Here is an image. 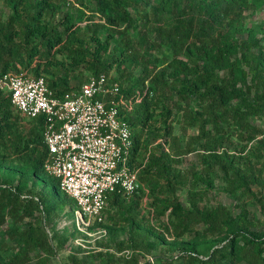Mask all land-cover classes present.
<instances>
[{
    "label": "trees",
    "instance_id": "1",
    "mask_svg": "<svg viewBox=\"0 0 264 264\" xmlns=\"http://www.w3.org/2000/svg\"><path fill=\"white\" fill-rule=\"evenodd\" d=\"M92 1L87 16L84 8L76 16L66 11L55 22L62 0H4L8 14L0 20V76L21 71L42 77L60 97L78 88L82 76L107 75L114 67L117 77L112 79L125 101L120 115L131 132L130 166L135 167L145 124L156 119L162 124L160 135H152L162 143L135 167L139 188L129 197L108 194L111 226L91 223L106 235L98 243L104 250L93 252L88 262L67 254L62 263L116 264L108 247L112 243L117 252H128L121 264H138L154 248L172 254L152 256L156 264H264V231L254 228L264 224V198L258 201L260 220L251 218L245 206L232 214L223 205L196 202L214 171L221 174L227 194L247 191L250 184L264 188V177L253 173L264 158V138L257 139L262 131L255 125L264 122V44L257 38L264 21L244 26V13L264 0ZM71 80L80 82L71 87ZM12 109L8 95L0 92V163L9 156L14 163L0 180V248L6 239L15 246L0 264H49L70 236L66 229H51L48 236L44 227L58 206L72 201L43 172V118L29 120L23 131ZM172 123L196 134L181 146ZM133 129L138 131L133 134ZM232 136L241 142L238 155L218 152ZM141 147L146 150V144ZM196 150L202 151V167L190 172L186 207L175 186H184L188 177L172 164ZM240 159L244 170L236 166ZM38 180L51 182L50 191L42 185L39 192L23 193L27 182L34 186ZM140 182L148 186L156 215L163 217L159 231L140 228L134 222L137 204H127L140 191ZM120 233L125 238L116 240Z\"/></svg>",
    "mask_w": 264,
    "mask_h": 264
},
{
    "label": "built area",
    "instance_id": "2",
    "mask_svg": "<svg viewBox=\"0 0 264 264\" xmlns=\"http://www.w3.org/2000/svg\"><path fill=\"white\" fill-rule=\"evenodd\" d=\"M0 92L21 117L43 118V172L73 202L76 222L100 223L108 194L129 197L139 188L138 168L129 164L131 132L120 115L125 101L112 78L89 76L55 97L42 77L7 72Z\"/></svg>",
    "mask_w": 264,
    "mask_h": 264
},
{
    "label": "rangeland",
    "instance_id": "3",
    "mask_svg": "<svg viewBox=\"0 0 264 264\" xmlns=\"http://www.w3.org/2000/svg\"><path fill=\"white\" fill-rule=\"evenodd\" d=\"M63 6L59 7L60 13L56 14L55 22H57L61 15L68 11L72 14L77 15V11L83 9V12L85 16L89 14V10L93 8V1L92 0H62ZM260 1V0H259ZM8 14V9L5 5L4 0H0V20H4ZM264 21V3H261L260 7H254V10H248L244 13V26H257L261 22ZM257 38H261L260 42L261 44H264V29L260 30L257 34ZM155 55V54H154ZM152 55V57H154ZM21 72V71H20ZM137 70H133V74H136ZM107 76L110 78H116L117 73L114 70V67L112 69H109L107 71ZM87 75H84L80 78V81L82 82L85 80ZM78 80H71L70 86L75 87L78 82ZM123 84V83H121ZM13 113L15 112L12 109ZM129 111V110H128ZM132 114V113H131ZM18 121L19 126L23 129V131H26L29 126L30 122L28 119L21 117L18 115ZM159 120L156 119L155 121H148L145 126L142 128V131L140 133V145L146 144V150H143L140 146V149L138 150V155L135 157V160L133 161V165L135 167H139L140 162L142 163L146 156L147 152L155 153L156 150L155 145L161 144L162 139L159 137H153L157 134L160 135L161 130L158 129L159 126H162L161 123H159ZM255 125L258 126V128L262 131L261 137L264 138V122H255ZM138 131V129H133V134H135ZM172 133L173 135L177 136L180 140V145L184 146V144L188 141L189 136L195 135L196 131L194 129H188L184 127V125H180L179 123H172ZM154 135V136H152ZM254 144V141H252L249 145ZM241 148V142H239L236 138L233 136L229 139V141H224L221 143L220 149L218 152L224 151L226 154H232L234 156L238 155L239 149ZM163 151H167L166 146L162 145ZM262 153L264 154V150H262ZM202 154L201 150L192 151L188 154H184L180 158H178L177 162L172 164V167L174 170L179 171L183 177L188 179L185 182L184 186L176 185L175 188L176 196L178 198V201L184 205L188 206L189 196L187 195L188 191V182L191 180L190 172L193 170H199L202 165L199 163V155ZM244 153H242L243 155ZM264 165V158L262 160L258 161V164L255 165L253 168V173L258 176L259 178L264 177V172L259 170V165ZM13 157H7V159L1 164L0 163V180L3 179L6 176H9L10 174L8 171L13 170ZM236 166L239 168V170H244L246 168V165L242 164V159H240L239 163L236 164ZM220 173L217 171H214L213 174L210 176V183L211 185L209 187H205L204 191L201 195V198L196 201L198 206H215L217 204L223 205L226 207L232 214H236L238 212L239 206H245L248 215L252 218L261 219L263 216V211H261L258 207V201L261 200V198H264V188L261 186H257L255 184H250L247 191H237L234 194H227L222 189V183L220 181ZM15 181L13 180V184ZM43 185L42 180H38L37 185L34 186L31 184V182H27L25 184V188L23 190V193L25 194L26 190L33 189L34 192H39L41 190V186ZM51 182H46L43 185V190L45 192H49L51 189ZM140 191L134 195V198L131 199L127 204H137L135 207V219L134 222L140 227L144 228V230H154L159 231L160 230V222L163 220V217L157 216L154 206L151 203V196L148 192V186H146L144 183L140 182ZM240 204V205H239ZM75 209L74 204L68 200L64 201L62 206H58L55 211L51 214V219L49 224L46 223V226L44 227L45 232L48 234V236H51L52 233L50 230H54L56 232H60L63 229H66L68 232V236H70V239L64 244L62 253H60L56 258L51 259L49 261V264H63V259L67 254L75 255L78 258H81L84 261H90L91 255L93 252L104 250L98 243L106 237V235H103L102 229L98 227H94L92 224H89V226H83L79 221H75L73 217V210ZM109 214V207H108V200L106 201L105 208L102 212V225L105 226H111V219L107 218V215ZM117 216H115L114 220H118ZM119 226H126L125 223H123L121 220L118 221ZM42 223V221H41ZM43 224V223H42ZM41 224V225H42ZM255 230L258 231H264V224H257L255 227ZM126 234L120 233L117 235L116 240H120L122 238H125ZM109 251L113 253L114 258L117 260L116 264H121L122 259L126 256H128L127 251H121L117 252L114 245L110 243ZM15 249L14 244L10 240H4L2 243V246L0 248V259L1 261L6 258V256L11 253ZM171 253L168 252L166 249H159L154 248L150 255H143L142 257L138 258V264H156V262L152 259V256H163L166 258L171 257ZM31 257H34L33 254H30ZM95 263V261H94Z\"/></svg>",
    "mask_w": 264,
    "mask_h": 264
}]
</instances>
